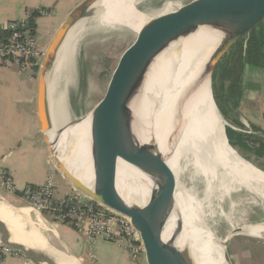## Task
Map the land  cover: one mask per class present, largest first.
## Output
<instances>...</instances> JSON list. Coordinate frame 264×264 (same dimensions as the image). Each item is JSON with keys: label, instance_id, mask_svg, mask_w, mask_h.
I'll list each match as a JSON object with an SVG mask.
<instances>
[{"label": "bare ground", "instance_id": "obj_1", "mask_svg": "<svg viewBox=\"0 0 264 264\" xmlns=\"http://www.w3.org/2000/svg\"><path fill=\"white\" fill-rule=\"evenodd\" d=\"M138 1L97 0L93 9V13L99 15L96 22L102 26H124L141 36L154 18L138 9ZM229 3L230 0H192L191 4L199 8L212 6L211 16L205 20V24L201 21L193 26L191 21L187 26L188 36L170 43L145 72L127 59L116 77H127L118 106L114 104L116 90L112 95L113 116L125 129L118 148L117 183L119 192L126 200L146 202L151 186L148 177L133 166L134 146L138 141L147 142L152 138L165 155L172 149L168 162L177 178V185L183 159L187 160V166H192V178H202L204 181V198L201 200L195 199L190 191H185L187 201L184 202L181 192L176 190L178 212L181 210L182 216L178 213L173 215L164 235L165 240H173L178 247L188 249L186 264H231L225 257V239L230 242V235L234 231L264 238V222H261L234 227L222 240L208 224V214L205 212L215 197L223 199L242 189L264 199V172L244 161L227 142L226 122L214 99L207 95L209 79L205 78L195 89L188 90L218 35L227 27ZM169 12L167 5L157 14ZM83 25L84 21L78 20L69 31L59 49L52 70L53 77L66 61L69 37H74ZM166 88L171 89L175 97L168 94ZM177 102L181 108L178 114ZM166 109L169 115L164 119L162 113ZM67 125L59 135L63 160L85 183L92 184L94 179L100 181L101 175L91 149L88 114ZM0 217L12 230L11 236L0 232V239L39 247L47 264H79L71 258L55 257L59 253L46 248L42 233L26 221L20 209L0 201ZM180 222L181 231L176 233Z\"/></svg>", "mask_w": 264, "mask_h": 264}, {"label": "water", "instance_id": "obj_2", "mask_svg": "<svg viewBox=\"0 0 264 264\" xmlns=\"http://www.w3.org/2000/svg\"><path fill=\"white\" fill-rule=\"evenodd\" d=\"M96 1L84 0L78 4L61 23L47 47L39 69L36 98L41 132L44 135L51 159L75 189L131 219L141 235L143 257L146 264H186L188 249L178 247L173 240H165L164 237L173 215L178 213L175 197L177 178L168 162L172 149L165 155L152 138L147 142L138 141L134 146L133 166L144 173L150 181L148 199L144 203L130 202L119 192L117 183L118 148L125 135V129L113 116L112 95L116 90L114 104L118 106L127 85V77L123 75L114 80L117 65L111 74L103 96L88 113L91 149L101 180L94 179L92 184L85 183L62 158L59 135L73 120L55 128L49 103V79L59 49L75 22L88 18L99 21V15L93 13ZM191 2L175 7L169 5L170 12L154 18L140 36L141 38L135 43L136 46L130 52L128 59L142 72L147 70L154 58L170 43L188 36L187 26L191 21L194 23L193 26L201 21L205 24V20L211 16L212 6L203 9L196 7ZM136 6L138 7V3ZM140 11L146 14V12ZM227 18V27L218 35L219 37L212 46V50L207 54L198 76L188 89H195L205 78H208L207 95L211 96L214 101L215 74L229 66L240 52L246 49L251 35L264 24V0H230ZM176 109V114H178L179 102ZM233 113L239 115L237 109L233 110ZM226 140L231 145L228 137ZM0 201L3 202L2 199ZM181 225L180 222L176 233L181 231ZM0 232L8 236L12 235L9 224L1 217ZM237 234L240 233L232 232L230 238ZM0 241L21 251L34 264H47L39 247L17 241L8 242L2 239ZM225 244L226 248L230 244L227 238ZM225 257L231 263L226 249Z\"/></svg>", "mask_w": 264, "mask_h": 264}, {"label": "crops", "instance_id": "obj_3", "mask_svg": "<svg viewBox=\"0 0 264 264\" xmlns=\"http://www.w3.org/2000/svg\"><path fill=\"white\" fill-rule=\"evenodd\" d=\"M60 1L62 0H0V22L26 19L31 8H50L47 17L36 19L38 31L45 32L47 23L54 17L52 10L61 6ZM78 4L79 2L74 4L66 15ZM25 73L27 72L0 68V171L11 173L18 187L15 192L0 189V199L8 206L20 209L27 222L37 225L45 238L46 248L59 253L55 257L71 258L79 264H146L143 256L136 260L114 242L102 238L91 241L71 225L54 222L49 214L31 208L21 197L20 191L26 185L45 184L61 172L53 163L41 132L37 102L33 115V80L38 72H29L27 77L23 76ZM36 84L38 89V77ZM243 84V97L237 108L239 115L233 113L228 119L237 136L242 133L247 137L244 142L235 138L237 149L248 158L262 162L256 165L264 168V71L249 66L245 71ZM32 158L41 165L40 179L34 178L33 170H26ZM75 190L63 196L72 194ZM3 264H25V258L9 256Z\"/></svg>", "mask_w": 264, "mask_h": 264}, {"label": "rangeland", "instance_id": "obj_4", "mask_svg": "<svg viewBox=\"0 0 264 264\" xmlns=\"http://www.w3.org/2000/svg\"><path fill=\"white\" fill-rule=\"evenodd\" d=\"M83 1L84 0H62L59 2L61 6H57L52 10V16L54 17L47 23V31L39 32L46 50L57 29L66 19V13L74 4L78 2L80 4ZM191 1L192 0H139L138 8L146 12L147 15H153L152 18H156L159 15H163L157 13L167 5L175 7ZM62 10L63 12H61ZM59 13L61 15H59ZM48 15L42 16L47 17ZM83 21L84 25L82 29L77 32L74 37H69L66 49L69 45L70 46L67 50L66 61L62 69L59 70L56 77H53V73L51 72L49 79V103L53 121L55 124H58L56 125L57 128L83 114H88L92 110L103 96L116 65L114 80L127 62L131 49L141 38L139 33L124 26H102L92 18L84 19ZM64 52L65 50L63 53ZM38 74L39 71L35 74L36 78L33 80V115L36 111V82ZM28 75L29 72L25 73L23 76L27 77ZM166 91L168 94L175 97L171 89L166 88ZM62 98H64V100ZM162 115L165 119L166 116L169 115L168 109L163 111ZM224 120L227 123L225 127L232 129V124L229 119ZM232 136L237 138L234 132H232ZM236 150L241 155V151L237 148ZM241 158L264 172L263 169L256 165L262 162L258 163L252 158L251 161L244 157ZM53 163L55 164L54 161ZM40 166V163L33 159L26 170H33V173H35L33 175L34 178L40 179L42 176ZM192 172V166H187V160H181L177 189L181 192L184 202L187 201L186 192L188 191H190L191 195L197 200L204 198V181L202 178L193 179ZM51 180L55 187L56 195L59 194L63 196V194L73 192L75 189L62 172H59L58 176L54 175ZM75 191L79 190L76 189ZM205 212L208 214V224L216 235L223 240L231 233L234 227L245 223L264 222V199L242 189L225 196L223 199L215 197L211 203V207H206ZM178 214L182 216L181 210H179ZM34 226L38 229L37 225ZM263 243L264 238L252 237L247 234H237L231 237L230 244L226 248L231 259V264H264Z\"/></svg>", "mask_w": 264, "mask_h": 264}, {"label": "built area", "instance_id": "obj_5", "mask_svg": "<svg viewBox=\"0 0 264 264\" xmlns=\"http://www.w3.org/2000/svg\"><path fill=\"white\" fill-rule=\"evenodd\" d=\"M40 12L49 14L45 10ZM45 52L38 29L32 28L26 19L0 22V68L37 73ZM0 189L18 190L11 173L0 171ZM20 193L31 208L49 214L54 222L71 225L89 240L102 238L114 242L136 260L143 256L141 235L131 219L83 192L58 196L48 180L42 185H26ZM13 255L25 258V264H34L21 251L0 241V264Z\"/></svg>", "mask_w": 264, "mask_h": 264}, {"label": "trees", "instance_id": "obj_6", "mask_svg": "<svg viewBox=\"0 0 264 264\" xmlns=\"http://www.w3.org/2000/svg\"><path fill=\"white\" fill-rule=\"evenodd\" d=\"M41 10L49 11L50 8L29 9L26 20L32 28H37L36 19L42 16ZM249 66L264 71V24L251 35L246 49L240 52L229 66L215 74L214 98L224 119H228L229 115L233 114V110H236L240 105L244 91L243 78ZM232 132L231 128H226L228 140L236 149L238 145ZM236 139L244 142L247 137L239 133ZM241 155L251 161L243 153ZM259 168L264 170L262 167Z\"/></svg>", "mask_w": 264, "mask_h": 264}]
</instances>
